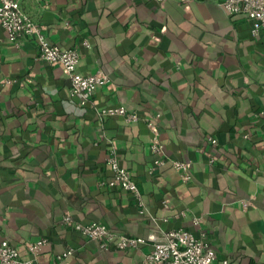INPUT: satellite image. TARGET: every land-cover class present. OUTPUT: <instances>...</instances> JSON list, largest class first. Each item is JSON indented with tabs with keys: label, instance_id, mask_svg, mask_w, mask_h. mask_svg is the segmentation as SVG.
<instances>
[{
	"label": "crops",
	"instance_id": "obj_1",
	"mask_svg": "<svg viewBox=\"0 0 264 264\" xmlns=\"http://www.w3.org/2000/svg\"><path fill=\"white\" fill-rule=\"evenodd\" d=\"M21 8L50 43L78 50L79 73L108 76L97 107L160 115L159 142L168 159L189 162L191 181L170 165L145 176L147 127L121 117L100 123L72 99L61 65L0 28V241L27 257L22 242L46 239L35 264H52L68 247L61 264H142L153 245L101 251L62 224L69 214L144 239L203 233L218 259L264 264V119L256 117L264 112V30L252 36L219 0H21ZM209 135L220 147L213 164ZM110 142L136 176L143 216L128 194L100 186Z\"/></svg>",
	"mask_w": 264,
	"mask_h": 264
},
{
	"label": "built area",
	"instance_id": "obj_2",
	"mask_svg": "<svg viewBox=\"0 0 264 264\" xmlns=\"http://www.w3.org/2000/svg\"><path fill=\"white\" fill-rule=\"evenodd\" d=\"M156 1L158 3L174 1L178 4H188L193 0ZM219 5L228 17H244L251 24L252 36L257 37L264 30V0H219ZM0 28L17 46H20L25 39L33 40L40 60L51 65H61L69 80L70 95L75 97L81 106L90 101L98 86L109 82L108 76L101 70L88 75L79 73L77 70L80 57L78 50L50 43L46 39L41 25L23 11L21 0H0ZM98 114L100 117H121L126 123H134L138 120L136 113L128 111L123 106L102 108ZM256 117L264 119V112L260 111ZM144 122L150 134V152L156 157L153 161L154 168L149 171L152 173L156 167L164 164L166 158L153 120L145 118ZM208 141L211 144H217L214 137H209ZM113 148L107 158L110 179L100 182V186L118 188L131 193L139 200L136 183L128 172L118 165L113 155ZM207 156L208 162L213 164L215 159L210 154ZM171 166L179 172L182 182L191 181L188 172L189 163L173 160ZM137 205L141 206V202H138ZM61 222L81 236L96 242L99 249L103 251L138 248L148 241H152L153 245L150 251L144 255L142 264H229L227 259L217 258L214 249L208 244L203 233L196 236L183 229H172L167 231L161 239L154 240L151 236L144 239L115 234L103 224L95 222L82 224L73 220L68 214L62 216ZM46 245H48V241L44 238L27 241L25 243L27 257L23 258L7 240H1L0 264H35L37 256ZM72 251V248H66L55 256L52 264H61L66 257L71 255Z\"/></svg>",
	"mask_w": 264,
	"mask_h": 264
},
{
	"label": "trees",
	"instance_id": "obj_3",
	"mask_svg": "<svg viewBox=\"0 0 264 264\" xmlns=\"http://www.w3.org/2000/svg\"><path fill=\"white\" fill-rule=\"evenodd\" d=\"M153 1H155V2H157L156 0H153ZM158 3V2H157ZM11 81V80H10ZM97 89V88H96ZM95 92H96V90H95ZM95 92H94V94H95ZM72 97V99H75V100H77L75 97H73V96H71ZM78 101V100H77ZM118 106H123L124 108H126L124 105H121V104H108V105H104V106H96L95 104H94V95L92 96V98L90 99V101H88L85 105H83L82 107L83 108H89V109H92V111L95 113V115H96V117H97V120L100 122V123H103V122H105L106 120H109V119H111V118H119V117H117V116H106V117H100L99 116V114H98V112H99V110L100 109H102V108H106V107H118ZM127 109V108H126ZM128 110V109H127ZM128 111H131V112H134V113H136L137 114V116H138V120L136 121V122H134V123H129L130 125L131 124H139V123H142L144 126H146V124H145V122H144V119L145 118H147V119H152L153 120V122H154V124H155V126H156V128H157V130L159 131V129H160V127H159V120H160V115H158L157 117L156 116H148L147 114H143V113H141V112H139V111H136V110H128ZM209 137H212V136H205L204 137V142L203 143H205V148H206V151H205V153H206V155H208V154H210L214 159H215V157L216 156H214L215 154H216V152H217V150L220 148L219 147V144H218V141H217V144L216 145H214V144H211L209 141H208V138ZM161 146H162V150L164 151V155H165V158H166V160H165V162H164V164L162 165V166H160V167H156L155 169H154V172H152V173H150L149 171H150V169H152V168H154V164H153V161H154V159L156 158L155 157V155L154 154H152V153H150V158H149V161H148V164H147V166H146V169H145V176H147L149 179H152V178H154V177H156V176H159L160 174H161V170H163V168H165L166 167V165H170L171 166V161H173V160H170V159H168L167 158V156H166V154H165V150H164V146L161 144ZM114 147V148H113ZM112 148H113V155H114V157H115V159H116V161H117V163H118V165L120 166V167H122V168H124L127 172H128V174H129V176L135 181V183H136V186H137V189H138V193H139V200H137L136 198H135V196H133L131 193H128V192H125V191H123V190H121V191H123V192H125L126 194H128L132 199H133V202H134V204H135V207H136V209L138 210V212L141 214V216H143L144 214H145V208H144V205H143V200H142V194H141V192H140V190H139V188H138V181H137V179H135L136 178V176H135V174H133L130 170H128L124 165H122V163H121V160H120V156H119V150H118V147L116 146V144L115 143H111L110 142V145H109V148H108V153L106 154V156H105V158H104V161H103V163H102V175H101V177H100V179H99V181L100 182H102V181H108L109 179H110V169H109V166H108V163H107V158L109 157V155H110V151L112 150ZM176 161V160H175ZM178 161H180V160H178ZM181 162H184V161H181ZM185 162H187V163H189L188 161H185ZM172 167V166H171ZM188 172H189V174H190V171L188 170ZM106 188H108V189H111V190H113L114 189V187H106ZM163 200H165V199H159V203L161 202L162 203V201ZM167 201V200H166ZM138 202H141V206H138L137 204H138ZM142 212V213H141ZM69 215V214H68ZM73 220H75L71 215H69ZM146 216V215H145ZM76 221V220H75ZM96 223H100V224H103V225H105L109 230H111L112 232H114L115 234H121V233H119V232H117V231H115L112 227H110L109 225H107V224H105V223H102V222H96ZM71 231H75V230H73L72 228H70V227H68ZM76 232V231H75ZM76 233H78V232H76ZM192 233V232H191ZM79 234V233H78ZM81 236V235H80ZM6 240V239H5ZM32 240H34V239H27V240H25L24 242H22V246L24 247V250H25V243L27 242V241H32ZM8 242H9V244L10 245H12L14 248H16L17 250H18V252L20 253V249H19V247H18V245L17 244H15L14 242H12V241H10V240H7ZM209 244V243H208ZM98 246V245H97ZM101 250V249H100ZM127 250H129V249H127ZM127 250H122V251H127ZM26 251V250H25ZM102 251V250H101ZM107 252H109V251H107ZM20 255H21V253H20ZM22 256V255H21ZM23 258H25L24 256H22Z\"/></svg>",
	"mask_w": 264,
	"mask_h": 264
}]
</instances>
